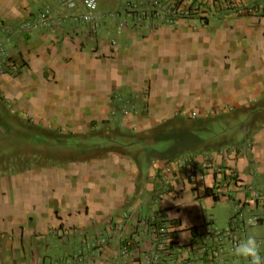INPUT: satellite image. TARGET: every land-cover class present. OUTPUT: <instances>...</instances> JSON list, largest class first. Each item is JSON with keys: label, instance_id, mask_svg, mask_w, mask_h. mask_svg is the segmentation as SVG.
<instances>
[{"label": "crops", "instance_id": "1", "mask_svg": "<svg viewBox=\"0 0 264 264\" xmlns=\"http://www.w3.org/2000/svg\"><path fill=\"white\" fill-rule=\"evenodd\" d=\"M99 7L118 16L93 33L0 0V264H249L210 229L264 255V0Z\"/></svg>", "mask_w": 264, "mask_h": 264}, {"label": "built area", "instance_id": "2", "mask_svg": "<svg viewBox=\"0 0 264 264\" xmlns=\"http://www.w3.org/2000/svg\"><path fill=\"white\" fill-rule=\"evenodd\" d=\"M63 7L71 10V13L64 18L55 17L52 15L51 10L47 9L44 13L40 15V21L49 23L50 25L55 22L64 19L65 21H70V23L81 24L83 26H90V30L93 33H97L99 27L107 19V17H117V12L106 13L102 11L99 7V0H57ZM228 2V1H227ZM125 11L129 13H136L138 19L144 20L153 16H158L164 20H167L170 24L177 22L178 18L186 16L189 13V9L186 10L184 5L178 2L161 4L160 7L152 9V11L139 10L132 2L126 3ZM82 9V10H81ZM143 222L147 224L148 231L155 237L158 249H165L168 246L169 238L168 231L164 226H160L159 223L150 219H144ZM206 234L209 237H216L217 241H223L225 239H230L233 246L241 238V234L238 230L228 229L226 231H215L207 230ZM216 250L213 251L211 256L214 258L216 256ZM158 254H153V261L158 259ZM156 264V262L154 263Z\"/></svg>", "mask_w": 264, "mask_h": 264}, {"label": "clouds", "instance_id": "3", "mask_svg": "<svg viewBox=\"0 0 264 264\" xmlns=\"http://www.w3.org/2000/svg\"><path fill=\"white\" fill-rule=\"evenodd\" d=\"M165 199H167V197ZM180 201L181 200L177 201V203L180 204ZM185 228H187V224L181 229ZM181 235L186 237L189 233L183 231ZM231 251L234 257L243 258L248 261L249 264H264V255L261 254V245L255 235L250 234L240 238Z\"/></svg>", "mask_w": 264, "mask_h": 264}]
</instances>
